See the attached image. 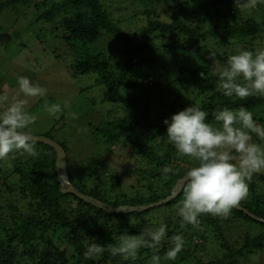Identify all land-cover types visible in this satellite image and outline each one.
Returning a JSON list of instances; mask_svg holds the SVG:
<instances>
[{
  "label": "trees",
  "instance_id": "trees-1",
  "mask_svg": "<svg viewBox=\"0 0 264 264\" xmlns=\"http://www.w3.org/2000/svg\"><path fill=\"white\" fill-rule=\"evenodd\" d=\"M20 3L25 10L38 12L33 23L39 26V34L43 28L59 31L64 47L75 58L69 66L63 62L68 72L72 76L95 73L94 85L101 86L103 100L112 105L88 137L92 145L102 143L106 154L116 153L120 167L103 160V154L92 166L85 158L80 164L88 173L77 180V165L59 143L66 152L69 180L81 193L113 207L167 197L191 161L157 137L166 133L165 118L191 104L207 111V121L216 127L214 114L223 106H244L264 126V98L225 97L215 90L218 80L213 75L237 48L262 50L264 5L249 10L237 8L234 0H8L0 9ZM136 4L142 7L145 22L138 31L125 33L119 25L127 17L139 16ZM157 5H163L165 20L155 12ZM104 35L112 40L107 48H88ZM170 92L175 97L165 106L162 94ZM153 99L168 108L160 106L153 113ZM184 100L191 103L186 105ZM35 147L39 155L34 158L10 154L9 173L0 161V264H121L108 252L98 261L85 259L86 243L96 239L114 244L125 231L135 233L161 222L168 226V236L184 237L183 250L166 264H264L260 257L264 253V172L253 175L248 195L239 203L261 221L233 208L227 219L204 215L197 227L189 225L182 231L175 211L182 191L172 201L145 211L110 213L62 193L54 149L40 142ZM164 166H171L176 174L162 175ZM168 247L165 242L159 255ZM151 256V249H141L134 264H151Z\"/></svg>",
  "mask_w": 264,
  "mask_h": 264
},
{
  "label": "clouds",
  "instance_id": "clouds-1",
  "mask_svg": "<svg viewBox=\"0 0 264 264\" xmlns=\"http://www.w3.org/2000/svg\"><path fill=\"white\" fill-rule=\"evenodd\" d=\"M234 3L237 8L253 10L264 5V0H234ZM213 75L218 80L215 90L225 97L264 98V50L237 48ZM201 76L207 79L204 73ZM17 84L24 98L18 94L9 103L8 96L0 94V161L10 154L33 158L39 155L31 128L37 117L27 110L26 98H42L47 89L22 75L17 77ZM46 109L53 116L62 110L60 104ZM207 118V111L191 104L165 118L166 133L157 137L166 139L180 157L191 161L181 177L183 199L175 209L182 231L189 225L197 227L204 215L227 219L231 210L247 197L248 182L253 175L264 172V126L252 112L244 106L237 109L223 106L214 114L219 127ZM161 174L175 175L176 170L164 166ZM165 242L169 247L161 256ZM85 247L87 260L98 261L108 252L118 257L121 264H134L141 249L148 248L152 250L151 264H166L177 259L184 247V237L180 233L168 236V226L161 222L158 227H142L135 233L125 231L114 244H102L95 239Z\"/></svg>",
  "mask_w": 264,
  "mask_h": 264
},
{
  "label": "rangeland",
  "instance_id": "rangeland-1",
  "mask_svg": "<svg viewBox=\"0 0 264 264\" xmlns=\"http://www.w3.org/2000/svg\"><path fill=\"white\" fill-rule=\"evenodd\" d=\"M6 1L8 0H0V7ZM136 6L139 16L127 17L119 25L125 33L138 31L145 22L142 21L146 17L142 13V7ZM153 8L160 19H166L163 5ZM25 9L26 5L21 3L15 6L7 4L0 9V94H6L10 103L19 94L17 77L21 75L47 89V94L42 98H26L27 110L37 117L35 124L31 126L32 135L46 136L62 143L68 150L71 163L77 165V180H82L88 173L84 165L80 164L85 162V158L87 165L91 166L97 162L99 154L104 155L103 160L107 158L110 162H118L116 153L106 154V147L102 143L92 145L91 138L88 137L92 126L106 118L105 112L111 104L103 100L101 86L94 85L95 73L72 76L68 72L65 64L69 66L75 58L64 47L59 31L44 32L43 28L42 34H39V26L33 23L38 12ZM28 10L31 15L27 13ZM110 41V36L104 35L89 44L88 48L92 51L103 50L110 45ZM260 48L264 50V43ZM177 89L176 87V95H179ZM19 95L24 98L22 94ZM174 97L172 92L162 94L161 102L168 106ZM184 103L189 105L191 100H184ZM54 104H60L62 108L55 116L50 115L46 109V106ZM160 106H163L160 101L152 100L153 113ZM165 106L163 107L168 108ZM12 166L9 158L3 160L2 168L8 173ZM123 166L124 164L121 165ZM260 257L264 260V253Z\"/></svg>",
  "mask_w": 264,
  "mask_h": 264
},
{
  "label": "water",
  "instance_id": "water-1",
  "mask_svg": "<svg viewBox=\"0 0 264 264\" xmlns=\"http://www.w3.org/2000/svg\"><path fill=\"white\" fill-rule=\"evenodd\" d=\"M33 136L35 137L36 142H40V143H43L45 145H48L51 148H53L55 151V155H56V157H55V172H56V179L60 183V191L62 193L74 194V195L78 196L81 200H83L84 202L90 203L93 206L98 207V208L105 210L107 212L118 214V213L145 211L149 208H152V207H155V206L165 204V203L172 201L181 191V187H182L183 182H182L181 178H179L177 180L176 184L171 189L170 194L167 197L158 200L157 202L149 203V204H143V205H135V206L121 205V206L113 207V206L107 205V204L93 198L92 196L85 195V194L81 193L70 182L69 175H68L67 162H66V152H65L64 148L59 143L55 142L54 140H52L46 136H42V135H33ZM234 209L241 211L247 215H250L251 217L255 218L256 220L261 221L259 218H256L255 216L250 214L245 208H243L240 205L234 207Z\"/></svg>",
  "mask_w": 264,
  "mask_h": 264
}]
</instances>
